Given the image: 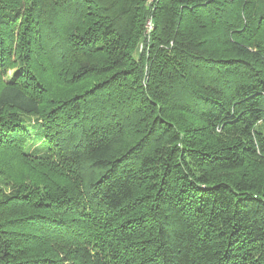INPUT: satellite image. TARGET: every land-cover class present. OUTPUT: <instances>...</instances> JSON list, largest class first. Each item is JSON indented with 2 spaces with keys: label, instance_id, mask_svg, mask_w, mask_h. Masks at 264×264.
<instances>
[{
  "label": "trees",
  "instance_id": "1",
  "mask_svg": "<svg viewBox=\"0 0 264 264\" xmlns=\"http://www.w3.org/2000/svg\"><path fill=\"white\" fill-rule=\"evenodd\" d=\"M0 264H264V0H0Z\"/></svg>",
  "mask_w": 264,
  "mask_h": 264
},
{
  "label": "built area",
  "instance_id": "2",
  "mask_svg": "<svg viewBox=\"0 0 264 264\" xmlns=\"http://www.w3.org/2000/svg\"><path fill=\"white\" fill-rule=\"evenodd\" d=\"M147 27H148V28H151V27H152V25L149 23Z\"/></svg>",
  "mask_w": 264,
  "mask_h": 264
}]
</instances>
